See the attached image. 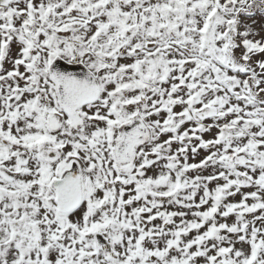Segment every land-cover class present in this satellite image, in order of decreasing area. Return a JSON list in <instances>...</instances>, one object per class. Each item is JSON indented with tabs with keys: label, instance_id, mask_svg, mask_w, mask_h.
Segmentation results:
<instances>
[{
	"label": "snow or ice",
	"instance_id": "obj_1",
	"mask_svg": "<svg viewBox=\"0 0 264 264\" xmlns=\"http://www.w3.org/2000/svg\"><path fill=\"white\" fill-rule=\"evenodd\" d=\"M0 264H264V0H0Z\"/></svg>",
	"mask_w": 264,
	"mask_h": 264
}]
</instances>
